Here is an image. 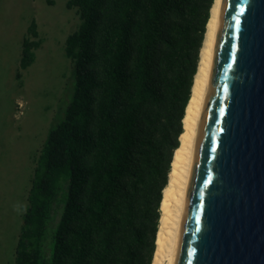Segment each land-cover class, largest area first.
Here are the masks:
<instances>
[{"label":"trees","instance_id":"1","mask_svg":"<svg viewBox=\"0 0 264 264\" xmlns=\"http://www.w3.org/2000/svg\"><path fill=\"white\" fill-rule=\"evenodd\" d=\"M213 1H67L80 20L64 46L72 94L36 157L13 264H151Z\"/></svg>","mask_w":264,"mask_h":264},{"label":"water","instance_id":"2","mask_svg":"<svg viewBox=\"0 0 264 264\" xmlns=\"http://www.w3.org/2000/svg\"><path fill=\"white\" fill-rule=\"evenodd\" d=\"M173 264H264V0L221 1Z\"/></svg>","mask_w":264,"mask_h":264},{"label":"rangeland","instance_id":"3","mask_svg":"<svg viewBox=\"0 0 264 264\" xmlns=\"http://www.w3.org/2000/svg\"><path fill=\"white\" fill-rule=\"evenodd\" d=\"M67 1L0 0V264H13L22 216L13 205L26 204L38 152L71 98L73 68L64 46L80 20ZM32 21L41 45L17 78Z\"/></svg>","mask_w":264,"mask_h":264},{"label":"bare ground","instance_id":"4","mask_svg":"<svg viewBox=\"0 0 264 264\" xmlns=\"http://www.w3.org/2000/svg\"><path fill=\"white\" fill-rule=\"evenodd\" d=\"M222 0H214L200 48L199 61L185 108L183 131L174 150L168 181L162 191L156 246L151 264H173L182 221L193 149L211 72L218 14Z\"/></svg>","mask_w":264,"mask_h":264},{"label":"clouds","instance_id":"5","mask_svg":"<svg viewBox=\"0 0 264 264\" xmlns=\"http://www.w3.org/2000/svg\"><path fill=\"white\" fill-rule=\"evenodd\" d=\"M14 210L17 212V214L23 215L27 212L28 208L26 204H22L20 202H17L13 205Z\"/></svg>","mask_w":264,"mask_h":264},{"label":"snow or ice","instance_id":"6","mask_svg":"<svg viewBox=\"0 0 264 264\" xmlns=\"http://www.w3.org/2000/svg\"><path fill=\"white\" fill-rule=\"evenodd\" d=\"M221 111H223V109H221Z\"/></svg>","mask_w":264,"mask_h":264}]
</instances>
